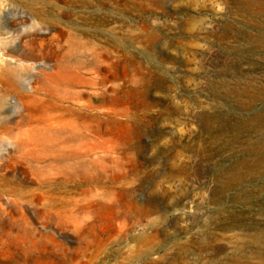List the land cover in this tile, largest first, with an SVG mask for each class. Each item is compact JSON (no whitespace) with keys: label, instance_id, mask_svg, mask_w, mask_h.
Wrapping results in <instances>:
<instances>
[{"label":"rangeland","instance_id":"374dc122","mask_svg":"<svg viewBox=\"0 0 264 264\" xmlns=\"http://www.w3.org/2000/svg\"><path fill=\"white\" fill-rule=\"evenodd\" d=\"M0 264H264V0H0Z\"/></svg>","mask_w":264,"mask_h":264}]
</instances>
